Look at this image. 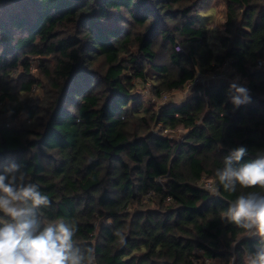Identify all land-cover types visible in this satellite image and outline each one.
Wrapping results in <instances>:
<instances>
[{"label": "trees", "instance_id": "obj_1", "mask_svg": "<svg viewBox=\"0 0 264 264\" xmlns=\"http://www.w3.org/2000/svg\"><path fill=\"white\" fill-rule=\"evenodd\" d=\"M207 1L0 5V172L21 165L51 201L39 218L75 222L74 243L94 249L92 264H247L259 247L258 235L222 214L264 187L225 191L215 170L234 148L248 149L240 163L264 151V0H223V54L196 18ZM226 63L250 103L234 107L229 84L213 81L185 102L146 106L133 84L149 82L162 97ZM35 86L44 95L31 98Z\"/></svg>", "mask_w": 264, "mask_h": 264}, {"label": "clouds", "instance_id": "obj_2", "mask_svg": "<svg viewBox=\"0 0 264 264\" xmlns=\"http://www.w3.org/2000/svg\"><path fill=\"white\" fill-rule=\"evenodd\" d=\"M229 92L236 108L251 102L249 90L235 80ZM247 154L244 146L234 148L223 158V167L215 170L218 184L225 191L235 192L238 184L244 188L264 187V151L250 162L240 163ZM21 169L12 161L0 172V264H92L94 249L74 243L78 231L75 222L44 224L39 218V210L49 207L51 201L38 184L25 182ZM218 191L213 184L211 192ZM222 219L260 237L259 247L249 255L247 264H264V195H239ZM114 234L123 245L124 235L120 231Z\"/></svg>", "mask_w": 264, "mask_h": 264}, {"label": "rangeland", "instance_id": "obj_3", "mask_svg": "<svg viewBox=\"0 0 264 264\" xmlns=\"http://www.w3.org/2000/svg\"><path fill=\"white\" fill-rule=\"evenodd\" d=\"M197 21L206 27L207 32H208V40H209V45L212 48V50L215 53H224L225 52V46L223 45V41H225L227 38H229V34L227 33L226 30V11H225V3L223 0H208L207 3L204 6V9L199 12L196 15ZM41 62L38 59H32L31 60V74L33 78H39V68L41 67ZM264 69V66H262ZM230 71V70H229ZM21 72L20 69L16 70V72L12 75L13 78H16L18 73ZM231 72V71H230ZM227 73L224 77H221L218 79L216 84L219 83H226L229 84L233 82L234 80L238 82L240 85L246 87V82L244 80H241L239 76L235 75L234 73ZM37 81V80H36ZM212 82H207L203 85H197V86H205L208 85ZM134 88L136 92L139 94H142L143 97H145L147 100H145L144 104L148 106V103H152L155 105L158 104H163L165 102H173V103H182L187 100V98L191 95V91L197 87L193 86L191 83L186 85V88L178 91H173L170 93L165 94V100H162L161 97H155L151 90H150V83H143L141 81H135L134 83ZM247 88V87H246ZM44 91L43 89L39 87H33L32 93L30 97L38 98L43 94ZM25 119L23 116L20 120ZM22 122V121H21ZM175 134L178 136L177 140L182 139V136L184 135V131L182 129H178L175 131ZM94 226L97 228L99 221H96L93 223ZM96 232V230H95ZM250 233V232H249ZM252 235V234H251ZM234 259H231L232 264ZM206 264H219L215 260H207Z\"/></svg>", "mask_w": 264, "mask_h": 264}, {"label": "built area", "instance_id": "obj_4", "mask_svg": "<svg viewBox=\"0 0 264 264\" xmlns=\"http://www.w3.org/2000/svg\"><path fill=\"white\" fill-rule=\"evenodd\" d=\"M174 50L177 53H180L182 51V49L179 45H176ZM257 65L259 67L264 66V61H258ZM228 72H229V67L226 63L216 72H211V73H206V74H197V76L195 77V79L193 80V82L191 84L193 86H197V85H203L209 81L213 82V81L218 80L221 77H224ZM161 98H162V100H165L166 99L165 94H163ZM212 186H213V182L211 180H203L202 187L207 189L210 192V194H213L211 192Z\"/></svg>", "mask_w": 264, "mask_h": 264}, {"label": "water", "instance_id": "obj_5", "mask_svg": "<svg viewBox=\"0 0 264 264\" xmlns=\"http://www.w3.org/2000/svg\"><path fill=\"white\" fill-rule=\"evenodd\" d=\"M22 1H24V0H0V5L16 4V3H20ZM69 1L77 2V1H80V0H69Z\"/></svg>", "mask_w": 264, "mask_h": 264}]
</instances>
